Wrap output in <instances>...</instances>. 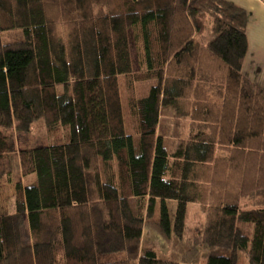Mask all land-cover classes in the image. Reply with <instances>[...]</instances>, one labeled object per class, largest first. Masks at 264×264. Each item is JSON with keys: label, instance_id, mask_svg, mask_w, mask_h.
Segmentation results:
<instances>
[{"label": "trees", "instance_id": "16d2710c", "mask_svg": "<svg viewBox=\"0 0 264 264\" xmlns=\"http://www.w3.org/2000/svg\"><path fill=\"white\" fill-rule=\"evenodd\" d=\"M247 51L228 0H0V184L15 151L25 182L0 214V264H202L203 249L205 264H264ZM33 128L48 142L17 149ZM190 202L204 220L186 229ZM145 230L167 254L142 250Z\"/></svg>", "mask_w": 264, "mask_h": 264}, {"label": "rangeland", "instance_id": "374dc122", "mask_svg": "<svg viewBox=\"0 0 264 264\" xmlns=\"http://www.w3.org/2000/svg\"><path fill=\"white\" fill-rule=\"evenodd\" d=\"M212 38H213V35L211 33V26L209 22L207 29L204 32L201 39L203 42H208ZM132 42L133 41L131 38V43ZM131 53H132L133 60H135V48L133 47V44H132ZM58 88L61 89V85H59ZM171 114L172 113L169 109H164L162 118L168 119L171 117ZM37 130L38 129L33 128L31 132H16L14 134L15 147L19 149V148L33 147L36 145L46 144L48 142L47 138L45 137V135H39L37 133ZM54 136H55V140L59 139L58 132H56ZM11 166H12L13 182L20 181L22 184L25 183L20 173L17 151L12 153L11 155ZM13 182L12 183L4 182L0 184V214H7V213L13 212V200H14V185H13L14 183ZM167 204L169 207V214L172 215L175 202L174 200H168ZM203 220H204V215L199 205L194 202L188 203L186 206L185 219H184L186 229L200 226L203 223ZM21 236H22V241L24 244L30 243L29 229H28V225L26 221L21 225ZM141 247H142V250L153 248L157 250L159 254L168 253V246L165 240L152 230L144 231L143 239L141 242ZM206 259H207V251L206 249H203L201 253V263L205 264Z\"/></svg>", "mask_w": 264, "mask_h": 264}, {"label": "crops", "instance_id": "0c3cea01", "mask_svg": "<svg viewBox=\"0 0 264 264\" xmlns=\"http://www.w3.org/2000/svg\"><path fill=\"white\" fill-rule=\"evenodd\" d=\"M247 12L248 51L243 73L264 90V3L261 0H228Z\"/></svg>", "mask_w": 264, "mask_h": 264}]
</instances>
